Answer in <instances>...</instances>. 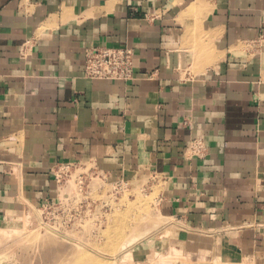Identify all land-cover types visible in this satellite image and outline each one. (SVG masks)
<instances>
[{"label": "crops", "instance_id": "0c3cea01", "mask_svg": "<svg viewBox=\"0 0 264 264\" xmlns=\"http://www.w3.org/2000/svg\"><path fill=\"white\" fill-rule=\"evenodd\" d=\"M89 46L132 80L86 78ZM62 165L157 178L175 243L264 258V0H0V227Z\"/></svg>", "mask_w": 264, "mask_h": 264}, {"label": "rangeland", "instance_id": "374dc122", "mask_svg": "<svg viewBox=\"0 0 264 264\" xmlns=\"http://www.w3.org/2000/svg\"><path fill=\"white\" fill-rule=\"evenodd\" d=\"M55 173V199L23 208L20 218L24 210L33 207L29 212L33 221L20 233L13 232L0 241V262L30 264L36 256L45 264H191L201 258L213 264L214 256L225 255L234 264H264V258L241 255L215 235L205 251L192 253L185 249L187 261L166 259L165 248L175 243L173 236L181 230L173 226H181L159 215L157 178L131 174L115 180L90 165H62ZM60 186L66 199L58 192ZM20 218L8 228H22ZM130 235L124 250L128 255L123 251V255L114 256L111 252Z\"/></svg>", "mask_w": 264, "mask_h": 264}, {"label": "built area", "instance_id": "2783aa9c", "mask_svg": "<svg viewBox=\"0 0 264 264\" xmlns=\"http://www.w3.org/2000/svg\"><path fill=\"white\" fill-rule=\"evenodd\" d=\"M84 76L95 80L130 82L133 78V51L128 47L89 46L84 52ZM190 149L194 155L203 156L205 151L201 142H194ZM55 180L58 182L57 178Z\"/></svg>", "mask_w": 264, "mask_h": 264}, {"label": "bare ground", "instance_id": "6f19581e", "mask_svg": "<svg viewBox=\"0 0 264 264\" xmlns=\"http://www.w3.org/2000/svg\"><path fill=\"white\" fill-rule=\"evenodd\" d=\"M99 181V180H97ZM98 183V182H97ZM58 192H60L61 197H63L64 199H66L68 196L66 194V192L63 190V187L60 186L58 189ZM26 207V206H25ZM29 210H24L23 211V215L21 216V220L23 221V227L22 228H4V227H0V241L2 239H4L5 237H8L11 233H20V231H22L24 229V227L26 226V224L28 222H32L33 218L32 216L29 214V212L33 209L32 206L28 207ZM26 209V208H25ZM7 218V217H6ZM143 218V217H142ZM141 218V219H142ZM136 226V225H135ZM145 226V225H143ZM177 228V229H181V227H177V226H173V228ZM132 228V227H131ZM135 228V227H134ZM145 232V231H144ZM120 233H117L114 235V237H118ZM161 236V235H160ZM134 238V237H133ZM130 239H131V235L128 237V239L126 238L125 241H121L119 245H117L116 249L111 252L112 254H114V256H119L123 253V251L128 247L129 243H130ZM140 240V239H139ZM151 241V240H150ZM138 243V242H137ZM159 246V245H157ZM161 247V246H160ZM218 249V246L216 245V248ZM128 250V249H127ZM127 252V251H124ZM152 252V251H150ZM153 255H156V252L153 251ZM128 255V252L126 253ZM158 254V253H157ZM161 253H159L158 255H160ZM123 255V254H122ZM125 255V254H124ZM164 257H166V259H170V260H174V261H178V259L182 260H186L187 256H188V252L185 250V248L180 244V243H173L170 244L169 246H167L165 248V252L163 253ZM126 256V255H125ZM162 256V255H160ZM200 256V255H199ZM202 256V255H201ZM157 260V259H156ZM152 261V260H151ZM151 261L149 263H151ZM163 261V260H162ZM187 261V260H186ZM120 262V261H119ZM144 262V261H142ZM148 262V260H147ZM123 264V261L120 262ZM133 263V262H132ZM137 262H135L136 264ZM191 264H206V261L203 260V258H201V260H197L196 262L191 261ZM213 264H234L233 261L229 260L228 258L225 257V255L219 256L216 255L213 258ZM0 264H6V263H2V261L0 262ZM30 264H45V261L42 259H36L35 258L30 262ZM145 264V263H144ZM152 264V263H151Z\"/></svg>", "mask_w": 264, "mask_h": 264}]
</instances>
